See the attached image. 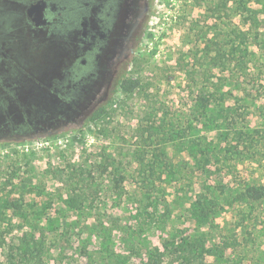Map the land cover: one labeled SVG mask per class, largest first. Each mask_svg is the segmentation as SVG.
I'll return each instance as SVG.
<instances>
[{"label": "rangeland", "instance_id": "374dc122", "mask_svg": "<svg viewBox=\"0 0 264 264\" xmlns=\"http://www.w3.org/2000/svg\"><path fill=\"white\" fill-rule=\"evenodd\" d=\"M26 22L0 96L47 70ZM120 81L80 125L18 137L0 112V264H264V197L243 195L264 186V0H152Z\"/></svg>", "mask_w": 264, "mask_h": 264}, {"label": "flooded vegetation", "instance_id": "af4514ba", "mask_svg": "<svg viewBox=\"0 0 264 264\" xmlns=\"http://www.w3.org/2000/svg\"><path fill=\"white\" fill-rule=\"evenodd\" d=\"M16 3L19 7L12 10L0 5V65L11 62L1 40L11 30L12 21L22 18L27 19L26 24L47 30L52 53L47 70L32 73L31 87L21 89L15 81L7 88L9 92L3 90L0 96V112L10 117L16 131L13 134L24 137L47 126L80 125L91 120L131 62L149 20L152 0ZM15 89L24 92V101ZM11 108L18 114L11 115Z\"/></svg>", "mask_w": 264, "mask_h": 264}, {"label": "trees", "instance_id": "16d2710c", "mask_svg": "<svg viewBox=\"0 0 264 264\" xmlns=\"http://www.w3.org/2000/svg\"><path fill=\"white\" fill-rule=\"evenodd\" d=\"M139 85V80L134 78H124L120 81V88L125 92H132ZM105 113V108L102 107L101 110L96 111L91 120H97L102 114ZM245 199L249 201H259L264 197V186L263 185H249L245 188L243 192Z\"/></svg>", "mask_w": 264, "mask_h": 264}, {"label": "water", "instance_id": "95a60500", "mask_svg": "<svg viewBox=\"0 0 264 264\" xmlns=\"http://www.w3.org/2000/svg\"><path fill=\"white\" fill-rule=\"evenodd\" d=\"M29 13L31 14V11H29Z\"/></svg>", "mask_w": 264, "mask_h": 264}]
</instances>
